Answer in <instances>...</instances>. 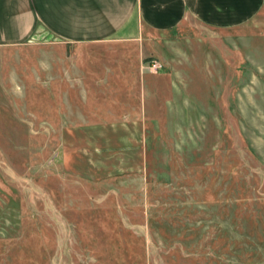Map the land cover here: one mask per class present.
<instances>
[{"label":"rangeland","instance_id":"obj_1","mask_svg":"<svg viewBox=\"0 0 264 264\" xmlns=\"http://www.w3.org/2000/svg\"><path fill=\"white\" fill-rule=\"evenodd\" d=\"M150 39L139 118L64 97L49 70L83 51L0 46V264H264V8Z\"/></svg>","mask_w":264,"mask_h":264},{"label":"crops","instance_id":"obj_2","mask_svg":"<svg viewBox=\"0 0 264 264\" xmlns=\"http://www.w3.org/2000/svg\"><path fill=\"white\" fill-rule=\"evenodd\" d=\"M263 8L264 0H0V46L42 36L83 51L78 59L54 60L49 70L62 77L64 97L104 94L107 84L117 89L114 94L130 95V107L120 109L139 118L140 101L144 106L149 93L140 62L150 55V34L174 30L188 19L206 27L237 26ZM104 48L111 49L112 65L98 55Z\"/></svg>","mask_w":264,"mask_h":264},{"label":"built area","instance_id":"obj_3","mask_svg":"<svg viewBox=\"0 0 264 264\" xmlns=\"http://www.w3.org/2000/svg\"><path fill=\"white\" fill-rule=\"evenodd\" d=\"M146 68H148L150 71L157 72L163 70L164 64L160 59L153 57L147 61Z\"/></svg>","mask_w":264,"mask_h":264}]
</instances>
